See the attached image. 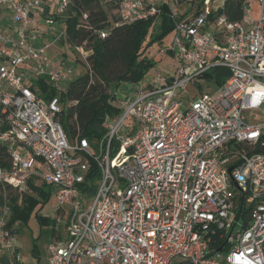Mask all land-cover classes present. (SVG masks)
<instances>
[{
    "label": "built area",
    "instance_id": "1",
    "mask_svg": "<svg viewBox=\"0 0 264 264\" xmlns=\"http://www.w3.org/2000/svg\"><path fill=\"white\" fill-rule=\"evenodd\" d=\"M47 1L0 0V264L22 262L7 191L31 179L56 197L48 264H264V0H243L238 20L224 12L230 0H107L118 23L166 10L178 71L116 92L104 137L73 142L61 120L73 68L37 44L72 0H56L55 15ZM80 20L107 36L87 11ZM71 46L89 64L93 48ZM217 67L229 71L220 85L208 76ZM190 86L200 93L184 101Z\"/></svg>",
    "mask_w": 264,
    "mask_h": 264
},
{
    "label": "trees",
    "instance_id": "2",
    "mask_svg": "<svg viewBox=\"0 0 264 264\" xmlns=\"http://www.w3.org/2000/svg\"><path fill=\"white\" fill-rule=\"evenodd\" d=\"M106 5H112L105 0ZM108 2V3H107ZM101 0H72V3L64 16L66 28V40L70 45L85 44L93 48V53L88 57L89 69L84 75L72 79L63 99L74 101L68 107V119L72 127L73 136L87 137L91 141L104 137L107 129L104 127L105 118L108 115L115 116L120 113L116 106V89L122 82H139L153 66L144 49V41L150 28L154 25L156 17L151 16L132 23H118L116 15L111 19V14L101 5ZM243 0L228 1L224 12L230 19L238 20L243 16ZM89 13L90 22L99 29H107L106 37L97 36L93 30L86 28L80 20L81 13ZM55 15V12L52 13ZM56 17H58L56 15ZM174 28V22L165 10L162 13V24L153 39H162L163 36ZM229 71L225 67H217L208 76L218 85L222 84ZM45 98H53L57 94V88L44 79L38 80ZM62 120V114H61ZM63 123V120H62ZM64 128L66 129L65 124ZM6 154L5 147L0 146V156ZM5 165L7 162L2 159ZM97 173L96 166L92 170ZM91 174L90 176H93ZM29 188L38 192L43 200L52 195L51 186L46 183L36 185L31 179ZM14 192L8 187V203L12 214L9 225L18 224L27 217V211L35 203L31 196H21V191ZM0 193V201H2ZM22 198V200H21ZM41 223H48L49 219L39 217ZM54 234L53 230L50 237ZM49 237V238H50ZM35 251V250H34ZM3 264H7L6 258Z\"/></svg>",
    "mask_w": 264,
    "mask_h": 264
},
{
    "label": "rangeland",
    "instance_id": "3",
    "mask_svg": "<svg viewBox=\"0 0 264 264\" xmlns=\"http://www.w3.org/2000/svg\"><path fill=\"white\" fill-rule=\"evenodd\" d=\"M56 2V0H53ZM101 5L104 8H107V11L111 14V19L115 15V11L113 8L110 9L104 2L101 0ZM256 10L257 7L254 6ZM55 11L51 12L54 13ZM163 13V12H162ZM162 13H160L154 22V25L150 28L149 33L147 34L145 41H144V49L146 55L152 59L153 66H151L147 72L145 73L144 77L138 82L142 85L145 89L151 87V85L156 83V77L160 73L163 76L172 77L175 76L178 71V65L174 58V54L172 52L174 46V38L175 32L174 29L170 30L166 33L162 39H153L156 36L159 28L162 24ZM47 14V13H46ZM56 19L55 23L50 25L51 27L54 26L55 30L52 31L50 34L45 32L47 25L44 22V19L40 20L39 23L41 24V31H44L43 38L40 39L37 44H45L50 43V53L55 56L59 57L63 60L67 61V65L71 66L74 71V76L78 77L80 75H84L87 70L89 69L88 62H85L81 59L80 55L76 53L73 47L67 42L66 36L62 35L59 40L54 41L56 37H59L61 31L64 30V18L60 17ZM203 87L207 91H213L216 87V84L211 81L202 82ZM131 82H122L116 92L118 94V98L125 99L126 96L129 94ZM62 88H66L67 86L64 83H61ZM133 92V91H131ZM200 90L196 87L190 86L186 91L181 93V97L184 101H190L194 99ZM58 96L61 97V93H58ZM63 97V95H62ZM65 101L68 99H64ZM68 101L62 103L63 113H62V120L63 124L66 126V131L68 133V137L70 142H73L74 137L72 133V127L70 125V121L68 119ZM94 149L97 153H100V148L94 146ZM35 182V181H34ZM42 182L36 181L35 184L39 185ZM14 192L17 190L14 187H10ZM21 196L23 197L24 194L27 196H31L35 198V203L30 206L29 210L27 211V217L22 219L16 227L17 236L20 243V252L22 255V262L21 264H48V245L50 242V234L52 233V227L55 223V217L57 215L56 212V197L55 195H51L49 199L43 200L42 196L35 191H32L31 188L26 190H20ZM9 200V194H7ZM22 200V198H21ZM91 199L88 198V201ZM10 201V200H9ZM89 201V202H90ZM39 217H45L49 219L48 223H41L39 221ZM68 220V216L63 219V223H61L62 229L65 230L66 222ZM60 226V223H59ZM35 250V251H34Z\"/></svg>",
    "mask_w": 264,
    "mask_h": 264
},
{
    "label": "crops",
    "instance_id": "4",
    "mask_svg": "<svg viewBox=\"0 0 264 264\" xmlns=\"http://www.w3.org/2000/svg\"><path fill=\"white\" fill-rule=\"evenodd\" d=\"M57 3L53 0L47 1V3L44 5L45 11L44 13H51L56 10ZM3 16V13H0V18ZM36 17H40V15H36ZM4 18V17H3ZM1 18V19H3ZM5 21V19L3 20Z\"/></svg>",
    "mask_w": 264,
    "mask_h": 264
}]
</instances>
